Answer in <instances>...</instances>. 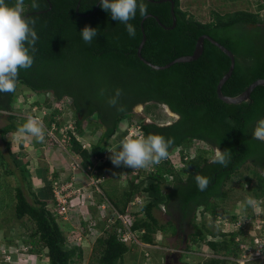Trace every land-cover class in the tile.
Here are the masks:
<instances>
[{"label":"trees","instance_id":"obj_1","mask_svg":"<svg viewBox=\"0 0 264 264\" xmlns=\"http://www.w3.org/2000/svg\"><path fill=\"white\" fill-rule=\"evenodd\" d=\"M97 1L80 0L76 11L78 0H38L39 8L31 6L33 0H25L24 14L35 21L39 38L31 51L34 63L28 69H20L17 85L35 93L46 92L59 101L69 97L79 134H83V122L91 116L96 117L103 132L90 145V150L82 148L74 137L70 141L72 150L80 153L85 163L89 162L90 154L101 156L113 142L124 139L130 125L128 119L133 114L129 111L132 104L148 101L143 109L146 116L154 117L155 109L162 104L178 114L179 117L169 124L158 123L154 118L146 122L140 117L142 134L173 137L175 143L170 153L175 148L190 146L194 141L205 143L209 149H200L194 158L186 162V169L182 171L173 169L168 158L153 165L154 170L148 172L144 184H136L132 176L125 172L128 187L121 192L119 199H113L115 196L110 195L109 191L113 201L108 199L119 210H124L134 193L143 190L141 216L136 218L134 228H144V242L153 243L158 231L164 235H174L177 226L181 229L189 225L191 232L186 242L199 245L206 233L215 235L216 231L206 222H196L197 209L202 207L215 214L217 207L214 201L227 198V182L247 163L256 169L252 196L264 199V142L252 138V127L259 118L264 117V85L255 86L249 99L240 103L220 100L216 85L229 68L230 59L206 39L203 52L196 60L176 62L165 69L148 66L136 53L142 39L140 21L150 13L165 26L172 25L170 2L142 0L147 13L140 15L138 12L131 21L136 28V35L132 38L125 26L113 20L109 12L99 4L95 8ZM173 1L176 22L172 29L163 28L151 16L143 20L145 42L141 55L146 60L163 65L176 57L190 54L197 38L207 34L228 48L235 58L233 71L222 85L223 94L237 95L254 80L264 78V20L239 9L223 14L211 12V19L201 22L180 8V0ZM49 3L50 9L36 13L47 9ZM85 26L98 30L91 45L86 44L80 35ZM116 88L123 90L120 98L124 106L122 111L107 104V96ZM101 89L105 90L104 95H101ZM14 94L15 91L0 93V110L11 111ZM47 107L51 106L47 103ZM51 109L48 122L58 111L57 108ZM7 118L8 122L0 127L3 138L18 128L14 121L16 115L8 113ZM119 126H122L120 131ZM3 141L7 154L0 151L1 163L7 173L17 178L14 187L15 217H27L34 225L29 242L35 248L38 245L48 248L49 264H75V260L83 257V251L78 247H67L60 218L46 207L53 198L50 181L45 177L43 185L32 192L29 172L11 153L10 141ZM215 147L231 152L232 159L227 167L210 163L209 156ZM120 167L113 165L111 160L99 166L112 174L114 168ZM196 174L210 178L208 187L203 191L196 186ZM247 180L253 185L251 179ZM160 204L165 205L168 216L165 221L155 215ZM91 210L95 215V207H91ZM206 246L215 254L229 256L237 253L233 234H224ZM94 248L98 251L96 264H122L124 255L130 249L117 240L113 231L98 238ZM209 260L216 264L226 262V259L210 258L206 264H209Z\"/></svg>","mask_w":264,"mask_h":264},{"label":"built area","instance_id":"obj_2","mask_svg":"<svg viewBox=\"0 0 264 264\" xmlns=\"http://www.w3.org/2000/svg\"><path fill=\"white\" fill-rule=\"evenodd\" d=\"M245 2V11L260 20H264V0H245ZM50 97V105L55 110L56 108L58 110L52 116L50 122H44L46 116L48 119L50 118V110L47 107H43L40 111L41 113H39L34 105L32 114H28L27 117H39L43 122L46 135L41 145L52 144L59 146L66 152L69 159L67 165L68 173H60L57 176L49 175L47 177L51 183L53 198L46 205L49 211L60 218L67 247H78L83 252L91 251L97 239L105 237L107 232L111 231L115 233L118 241L129 248L137 246L143 250L150 246L158 247L162 236H164L162 232L158 231L154 235V241L150 245L142 240V235L145 232L144 228H134L137 218L136 212L141 211V206L144 203L143 190L134 193L124 210L117 209L104 194L102 185L109 175L107 170L100 169L99 166L110 160L112 153L109 150L112 146H108L101 156L90 154L89 162L85 163L81 154L73 151L70 146L71 138L74 137L82 148L90 150V144L82 139V134H79L76 129L74 110L69 107L66 108L65 103L61 100ZM67 105L71 107V99ZM142 135L141 125L139 119H137L130 122L124 138H135ZM203 144L204 147L202 146V148L209 149L205 143ZM168 160L173 169L181 170L189 160L188 153H185L184 148H175L171 151ZM142 170H145L146 174H148V172L154 170V167L150 166L145 169L130 168L128 175L134 178L136 184H140L143 179ZM79 173L84 176V183L77 182L76 178ZM256 198L261 202L259 211L249 209L247 212L242 213L240 205H237L231 214L223 213L218 208L215 209V214L204 210L202 207H199L196 211V222L201 223L204 220H208L216 231L215 235L206 233L202 243L199 245L206 246L208 242L217 241L224 234H233L234 242L237 245L236 255L215 254L207 246L206 252L194 251L191 248L192 245H197L198 247L199 245L191 242L187 243L183 249L169 248L167 252L169 254L177 252L179 258L184 255V261H181L183 264H206L210 258L226 259L224 264L264 263V200ZM83 207H95V215H92L87 209L83 212ZM159 210L165 211V205L160 204ZM72 213H75V220L71 218ZM27 237L29 235L25 236L24 240H27ZM1 242L0 261L29 264L31 262L34 263L35 260L41 257L48 259V248L44 245H41V252L35 253L33 252L35 246L30 242L24 243L22 240H17V243L14 240L11 243ZM191 254H202L204 259L203 261H197L195 258L190 257ZM143 256L145 258L144 264H151L149 262L150 253L147 250H143Z\"/></svg>","mask_w":264,"mask_h":264},{"label":"rangeland","instance_id":"obj_3","mask_svg":"<svg viewBox=\"0 0 264 264\" xmlns=\"http://www.w3.org/2000/svg\"><path fill=\"white\" fill-rule=\"evenodd\" d=\"M180 8L201 21V22H208L211 19V12H218V13H227L232 12L239 9H244L246 6L245 0H180L179 2ZM15 100H14V108L12 112H16L17 119L14 121L18 126L24 123L28 117V114H32V108L35 105L36 111L41 113V109L43 107H47V103L50 105L49 99H51L50 94L46 92H38L35 93L34 91L18 84L15 90ZM49 97H48V96ZM62 102L65 103L66 108L69 107L71 110L73 109L67 105L70 103V98L65 97ZM47 107L50 111L52 108ZM142 106V105H141ZM140 105H136L134 107V112L128 121L137 120L140 117L144 118L146 122H150L153 118L158 121V123H168L174 121L176 118L175 116L169 112V110L165 109L163 106H158L155 109L156 115L153 116H146L142 107ZM139 108V109H138ZM3 111V110H2ZM8 111H3L0 114V127L5 125L8 122ZM44 119V118H43ZM48 117L46 116L44 122H48ZM83 134L82 139L89 143L90 145L95 142L98 137L103 132V127L101 124L98 123L95 116H91L87 120L83 122ZM122 126H119V130ZM16 131V130H15ZM15 131H11L6 134L3 138L0 136V149L3 154H7L4 146V139L9 140L11 145L14 149H11V153L16 155L17 159L20 160V165L25 167L29 172V179H30V190L35 192L37 189V185L39 184V180L42 181V178H47L49 175H55L57 171V167L61 165L60 162H65L64 159H68L66 152L59 146L56 145H46L42 146L41 142H37L35 138H29L22 142H17L14 140L13 134ZM113 139H116L113 137ZM28 142V146L25 142ZM116 144V142H113ZM112 145V148L114 147ZM204 147L203 142L194 141L190 146L185 147V153H188V158L192 159L196 156L200 149ZM7 160L10 161L9 158ZM66 166V165H65ZM117 167V166H116ZM6 167L1 163L0 159V242L3 243H11L13 240L17 243L18 241H23L24 243H28L30 237H27V240H24L25 236H28L31 232H34V225L27 217H23L22 219H17L15 217L14 212V204H15V196H14V187L17 184V178L13 174H9L6 172ZM124 170H120V169ZM120 169L115 170L114 172H121L123 175L124 173H130V168L126 166H121ZM183 169V168H181ZM186 169V168H184ZM182 171V170H181ZM180 171V172H181ZM185 171V170H184ZM108 172V171H107ZM111 172V171H110ZM110 172L109 175L111 174ZM124 172V173H123ZM141 172V170H140ZM256 172L255 167H253L250 163H247L243 166L238 172H236L230 180L226 184V189L228 192V196L225 199H216L214 201V205L223 213L231 214L237 205H240V202L246 197L251 195L252 196V188L255 186L256 182L254 179V173ZM125 173V174H126ZM143 179L141 183H145L147 180V174L145 170H142ZM116 179V175L110 177V180ZM247 179H251L253 181V185H251ZM134 181V178H133ZM43 182V181H42ZM41 183V182H40ZM113 191H110V195H114L113 199H119L121 192L118 191L117 188H114ZM107 195V194H106ZM107 197L113 201L110 197ZM255 197V196H254ZM264 200V199H263ZM116 207V206H115ZM117 208V207H116ZM118 209V208H117ZM139 213V214H138ZM156 215L159 217L161 221H165L168 216L166 215L165 211H156ZM141 216L140 212H136V217L139 218ZM202 221V220H201ZM200 221V222H201ZM176 222V221H175ZM208 224V227L211 226L210 221L204 220ZM171 226V225H170ZM212 227V226H211ZM191 232V227L189 225H184L179 230L177 238H166L164 241L165 243H170L171 246L174 248L183 249L186 246V238H188L189 233ZM8 239V240H7ZM21 239V240H20ZM38 244V243H37ZM194 251L198 252H206L207 248L205 245H192L191 247ZM150 256H156L161 263V257L163 256L162 253H157L153 251V254ZM189 256V254H188ZM98 257V251L95 248L91 251H84L83 257L80 260H75V264H96V260ZM191 258H195L197 261H203L204 256L202 254L195 255L191 254ZM76 258V257H75ZM143 260L142 250L141 248L135 246L130 247L129 256L127 254L124 255L122 259V264H143L141 261ZM184 261V255L180 256V262ZM208 261V260H207ZM209 264H216L209 260ZM14 264V263H9ZM171 264V263H170ZM183 264V263H180ZM264 264V263H258Z\"/></svg>","mask_w":264,"mask_h":264},{"label":"clouds","instance_id":"obj_4","mask_svg":"<svg viewBox=\"0 0 264 264\" xmlns=\"http://www.w3.org/2000/svg\"><path fill=\"white\" fill-rule=\"evenodd\" d=\"M25 0H0V93L14 92L17 87L20 69H28L34 63V50L38 40L35 30V21L30 20L24 14ZM100 7L109 12L111 18L125 26L129 37L134 38L136 28L131 23L139 12L140 15L147 13V8L142 0H99ZM33 8H39L38 0H33ZM98 30L91 26H85L80 32L82 40L91 45L97 37ZM105 90L101 89V95ZM123 90L116 88L107 96V104L118 111L124 110L120 103ZM46 129L39 117L30 116L13 134L17 142L35 138L37 142H44ZM252 138L264 142V117L259 118L252 127ZM175 143L173 137L165 138L161 134H148L139 137H126L109 151L111 163L117 167L123 165L132 169H145L160 164L170 155V148ZM232 155L229 150H221L215 147L210 154V163H218L227 167L231 162ZM196 186L200 191L205 190L210 178L196 174L194 176ZM260 200L254 196H246L240 202L242 213L251 209L260 210Z\"/></svg>","mask_w":264,"mask_h":264},{"label":"water","instance_id":"obj_5","mask_svg":"<svg viewBox=\"0 0 264 264\" xmlns=\"http://www.w3.org/2000/svg\"><path fill=\"white\" fill-rule=\"evenodd\" d=\"M49 2V0H47ZM151 1H155V0H151ZM161 1H169L171 3V13H172V25L170 26H165L164 24H162L160 22V20L157 18V16L153 15V14H146L140 21V25H141V32H142V39L137 47V56L138 58L144 62L145 64H147L148 66L154 68V69H165V68H168L170 67L171 65H173L174 63L176 62H189V61H193V60H196L200 55L201 53L203 52V45H204V40H208L209 42H211L212 44H214L216 47H218L222 52H224L228 58L230 59V64H229V68L227 69V71L220 77V79L218 80V83L216 85V94L218 96V98L220 100H222L223 102L225 103H240L242 101H245V100H248L249 97H250V94H251V91L254 89L255 86L257 85H264V78H258L256 80H254L253 82H251L242 92H240L239 94L237 95H233V96H230V95H225L222 93V85L224 84V82L230 77L232 71H233V68H234V64H235V58H234V55L233 53L228 49L226 48L224 45H222L221 43H219L218 41H216L215 39H213L211 36L207 35V34H202L200 35L197 40H196V43L194 45V48H193V51L192 53L190 54H185V55H181L179 57H176L174 58L173 60L163 64V65H157V64H154L148 60H146L142 55H141V48L145 42V33H144V30H143V27H142V24H143V20L146 18V17H154L157 22L163 27V28H166V29H172L174 26H175V22H176V18H175V15H174V2L173 0H156V2H161ZM79 2L80 0H78V3L76 5V8L75 10L78 11V7H79ZM99 4V0L97 1L96 5H95V8L98 6ZM51 8V4L49 3V7L45 10H39V11H36V13H40V12H44V11H47L48 9ZM27 15V14H25ZM84 15H88V14H84ZM167 107V109L169 110L170 113H172L175 118L177 119L179 117L178 114L176 113H173L167 105H165ZM170 122H168L167 124H169ZM170 261L174 262V263H177L179 261V254L177 252H173V253H170L168 255L165 256L164 258V264H169Z\"/></svg>","mask_w":264,"mask_h":264},{"label":"crops","instance_id":"obj_6","mask_svg":"<svg viewBox=\"0 0 264 264\" xmlns=\"http://www.w3.org/2000/svg\"><path fill=\"white\" fill-rule=\"evenodd\" d=\"M15 103V102H14ZM13 103V104H14ZM13 104H12V106H11V111L10 112H8V113H12V114H14V115H19V114H17L16 112H12V110H13V108H14V106H13ZM0 112H3L2 110H0ZM16 119H17V117H16ZM120 142V141H119ZM119 142H117L116 144H113V146H115V145H117ZM25 144L28 146V142L26 141L25 142ZM10 145H11V142H10ZM11 147V149H14L13 148V146L11 145L10 146ZM0 151H1V149H0ZM65 160V162L63 161V162H60L61 163V165L59 166V167H57L58 169H57V171H56V173H55V176H57V175H59L60 173H62V174H64V173H68V169H67V165H68V161H69V159H64ZM66 165V166H65ZM120 167V166H119ZM121 168V167H120ZM118 168H114V171L115 170H117ZM120 170H124V169H120ZM108 172H110V171H108ZM111 173V172H110ZM114 174H110L109 175V173H108V179L103 183V185H102V188H103V191H104V194L106 195H109V191H113L114 189H113V186H114V188H117L118 189V191H120V192H123L127 187H128V181H127V177L126 176H124L125 175V173H124V175L121 173V172H113ZM114 175H116V179H114V180H110V177L112 176V178H113V176ZM68 178V177H67ZM48 179V178H47ZM77 182L78 183H84V181H85V179H84V176L81 174V173H79L78 175H77ZM42 181H43V178H42ZM42 181H38L39 182V184L37 185V189H36V191L38 190V187H40V186H42L43 185V182ZM41 182V183H40ZM1 190V189H0ZM106 195V196H107ZM98 198V197H97ZM50 201V200H49ZM49 203V202H48ZM94 207H92V209H93ZM90 210L91 209V207H86V208H82V211L84 212V210ZM156 211H159V209H156L155 210V215H156ZM91 213L92 214H94V212L91 210ZM157 216V215H156ZM158 217V216H157ZM71 218H72V220H75L76 219V216H75V213H72V215H71ZM159 218V217H158ZM207 226H208V224H207ZM212 226V225H211ZM179 230H180V227L179 226H177V228H176V232H175V234L174 235H164V236H162V239L160 240V243H159V245H158V247H156V246H150V247H146L145 249H143V250H147L150 254H153V251H155V252H157V253H162L163 252V256L161 257V263H163L164 264V258H165V256L166 255H168L169 253L167 252V249H169V248H174V246H171L170 245V243H165V239L166 238H172V239H174V238H177V235H178V233H179ZM8 240V239H7ZM148 244H152V243H148ZM187 245V244H186ZM185 247V246H184ZM41 246H39L38 245V247H36L34 250H33V252H35V253H39V252H41ZM142 250V249H141ZM143 250H142V256H143ZM129 253H130V249H129V251L126 253L128 256H129ZM160 262V260H158L157 258H156V256H150V259H149V262L151 263V264H158L159 262ZM144 262H145V258H144V256H143V260L141 261V263H143L144 264ZM0 264H9V263H6V262H3V261H0ZM22 264H26V263H22ZM29 264H49V260L48 259H45L44 257H41V258H38L37 260H35L34 261V263H29Z\"/></svg>","mask_w":264,"mask_h":264},{"label":"flooded vegetation","instance_id":"obj_7","mask_svg":"<svg viewBox=\"0 0 264 264\" xmlns=\"http://www.w3.org/2000/svg\"><path fill=\"white\" fill-rule=\"evenodd\" d=\"M174 2V1H173ZM170 7H171V3H170ZM148 102V101H147ZM147 102H137V103H135V104H132L131 106H130V113H133L135 110H134V107H136V105H142L141 107H142V109H144V106H145V104L147 103ZM161 106H163L165 109H167V107L165 106V104H162ZM169 108V107H168ZM168 110V109H167ZM170 263L171 264H180L181 262H180V258H179V261L177 262V263H174V262H172V261H170ZM169 263V264H170Z\"/></svg>","mask_w":264,"mask_h":264},{"label":"bare ground","instance_id":"obj_8","mask_svg":"<svg viewBox=\"0 0 264 264\" xmlns=\"http://www.w3.org/2000/svg\"><path fill=\"white\" fill-rule=\"evenodd\" d=\"M139 109V108H138Z\"/></svg>","mask_w":264,"mask_h":264}]
</instances>
